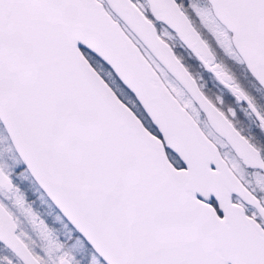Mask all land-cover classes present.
Segmentation results:
<instances>
[{"label":"snow or ice","instance_id":"snow-or-ice-1","mask_svg":"<svg viewBox=\"0 0 264 264\" xmlns=\"http://www.w3.org/2000/svg\"><path fill=\"white\" fill-rule=\"evenodd\" d=\"M0 125V264H264V0H0Z\"/></svg>","mask_w":264,"mask_h":264},{"label":"flooded vegetation","instance_id":"flooded-vegetation-1","mask_svg":"<svg viewBox=\"0 0 264 264\" xmlns=\"http://www.w3.org/2000/svg\"><path fill=\"white\" fill-rule=\"evenodd\" d=\"M208 40L210 43H212L211 37H208ZM213 47H215L214 44ZM174 51L180 53L184 57V61L187 66H190V68L194 70V72L199 73V75L202 77L203 81L205 82L206 92L210 90L211 93L222 95V97L226 102V105L236 107L234 99L230 96V94L226 90H224L220 85L215 84V82L211 77V74L204 72L202 69H200L194 58H189L188 54L179 47L174 49ZM217 52L220 58L225 61V63L228 65L229 68L232 69V71L235 73L237 79L241 82V84L244 85L246 88H248L249 91H252V89L249 87L252 78L250 74L247 72L245 66L236 65L231 60H227V58L223 57V55L219 53V50H217ZM253 94L255 95L256 93L253 92ZM240 119L249 131L255 133L256 130L249 120L245 119L242 114H240ZM51 207H53L52 209L55 210V212L58 214L56 208L53 205Z\"/></svg>","mask_w":264,"mask_h":264},{"label":"rangeland","instance_id":"rangeland-1","mask_svg":"<svg viewBox=\"0 0 264 264\" xmlns=\"http://www.w3.org/2000/svg\"><path fill=\"white\" fill-rule=\"evenodd\" d=\"M3 134L5 133L3 132L2 125H0V135ZM0 147H2V144H0ZM16 182L20 184L21 190L25 193L28 202L31 203L33 209L41 215V218L44 219L49 226L58 228L59 225L53 222V218L57 213L52 209L53 207H51L50 202L48 201V204L45 200V202L42 203L41 200L38 199L39 193L34 190L35 186L32 185L30 187L29 181Z\"/></svg>","mask_w":264,"mask_h":264},{"label":"trees","instance_id":"trees-1","mask_svg":"<svg viewBox=\"0 0 264 264\" xmlns=\"http://www.w3.org/2000/svg\"><path fill=\"white\" fill-rule=\"evenodd\" d=\"M29 184H30V182H29ZM32 185L30 184V187H31ZM47 201V200H46ZM48 202V201H47ZM48 204H49V202H48ZM51 205V204H50ZM52 206V205H51Z\"/></svg>","mask_w":264,"mask_h":264},{"label":"water","instance_id":"water-1","mask_svg":"<svg viewBox=\"0 0 264 264\" xmlns=\"http://www.w3.org/2000/svg\"><path fill=\"white\" fill-rule=\"evenodd\" d=\"M2 128H3V126H2ZM50 202V201H49ZM50 204H51V202H50ZM54 206V205H53ZM55 207V206H54ZM56 208V207H55ZM57 211H58V209H56Z\"/></svg>","mask_w":264,"mask_h":264}]
</instances>
